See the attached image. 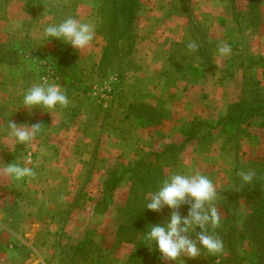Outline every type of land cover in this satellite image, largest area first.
<instances>
[{"label":"rangeland","instance_id":"obj_1","mask_svg":"<svg viewBox=\"0 0 264 264\" xmlns=\"http://www.w3.org/2000/svg\"><path fill=\"white\" fill-rule=\"evenodd\" d=\"M36 1L35 7L29 12L32 17L41 16L40 20H47L43 18L47 14V18H50L54 4L62 2ZM160 1L176 3L186 15L199 14L198 11H201L192 3L197 0H94L95 5L91 10L96 14L95 32L98 43L103 46V54L99 62L93 65V62L77 55L71 45L54 38L42 39L44 24L37 25L33 18L22 25L18 18L8 24L7 9L10 15L14 9L9 8V0H0V113L17 124L19 122L15 118H19V114L28 117L23 111L20 112V108L13 109L14 104L6 102L4 98H20L25 88L44 76L60 84L68 91V95H74L77 106L96 107L100 116L110 110L111 103L120 96L121 90L123 98H130V87L136 84L134 69L138 66L139 52L148 48L149 38L153 39L151 44L157 41L150 36L153 28L149 20L151 15L148 14L153 11L152 5L156 6ZM231 1L241 6L236 8L237 14H241L243 20V6L248 0ZM249 1L251 5L260 2ZM224 3V0H220L218 4L211 3L206 9L222 15L227 13V8L223 9L226 6ZM262 3L264 4V0ZM66 6L69 7L67 4ZM115 6L118 7L116 14L112 12ZM133 6L134 13H130ZM259 9L260 12L263 11L261 21L264 23V9ZM202 11L203 15L207 12L204 9ZM15 12L16 16H23L21 8L15 9ZM51 16L55 20L52 22H56L54 15ZM131 17L130 25L123 30L106 32L107 21L114 19L122 24ZM206 28L205 20L203 23L186 26L177 35H173L175 41L171 51L174 69L183 70L185 62L193 60L194 51L189 50V43H195L204 54H208L207 62L211 63V46L204 39ZM104 32L106 35H103ZM245 32L251 35L250 28ZM261 34L263 37L264 30ZM245 37L243 44L238 47L242 60L251 53L264 54L263 38L252 40L248 35ZM112 40L114 48L109 47ZM106 47L109 49L107 62L102 63ZM239 61L240 59L236 63ZM251 72L247 71L245 75L238 100L228 108L229 118L235 119L254 102L255 106H264V87H260L255 79L259 73ZM175 74L181 73L175 71ZM224 74L225 79L230 78L227 75L229 71ZM21 82L24 84L22 88ZM201 97L199 94L198 98ZM76 111V107H68L63 109L61 116L58 111L51 112L52 120L42 123L47 128L42 137L38 138L37 151L33 152L37 175L26 185L30 205L26 204L23 212H18L21 218L16 217L14 223L7 222L18 227H21V223L29 226L35 224L42 228L46 226V237L40 231L34 238L36 243L42 239L49 241L48 249H38L41 250V256H44L45 264H120L125 252L129 254L128 264H176L174 261L161 260L155 249L150 250L147 245L140 243V238L149 225L164 223L174 210L165 206L158 212L152 211L144 207L142 201L146 193L154 190L164 177L185 161L188 166L200 170L213 182L217 193L214 206L219 216V224L215 229L209 226V230L224 244L222 255L202 253L194 259L183 258L186 264H264V223L258 220V211L254 204L256 198L252 193H249L248 198L242 193L237 194L236 187L242 191L245 188L240 185L235 187L238 176L236 174L239 171L246 172L253 169L252 165L264 163L262 115H256L248 121L236 120V127L230 131L225 129L228 117L215 118L212 122L228 136V142L221 137H209L207 130L204 131L207 136L199 138L197 135L203 122L199 116H195L184 126L171 117L172 126L166 130V135L154 130L141 132L138 136L137 131H133L129 125L122 141L108 135L107 140L101 144L100 135L103 131L99 127L96 130L89 121L81 120L82 114L77 116ZM139 113L147 116L149 112L139 108L137 114ZM39 114L38 111V116ZM32 115H36L35 108L32 109ZM58 115L60 118H57ZM150 115L151 120L156 119L155 113ZM113 116L118 118V114ZM64 120L70 122L65 121L63 125L59 123ZM126 126L124 125L125 128ZM70 127L73 133L65 134L71 130ZM105 129L106 132L113 130L109 127ZM55 133L62 135L54 136ZM154 135L156 139L149 141L148 138H153ZM84 140L87 141L83 142ZM93 140H98L96 145V141L91 143ZM5 143L9 147L12 144L7 139ZM212 144L219 148L223 146L226 154L222 155L215 149L212 152ZM29 150L24 145H17L14 154L9 153V159L14 161ZM59 161L66 166L61 169L54 167L57 170L50 167L51 163L58 166ZM3 206V212H0L1 223L6 221L8 215L5 213H9L4 212ZM175 211L186 217L189 205H181ZM2 224L5 225L6 222ZM201 231L197 227L196 232ZM5 248L7 231L0 229V251L7 255ZM31 251L37 257V253L31 249L11 250L15 255L8 254V263L18 264L20 255L22 258L31 257ZM1 258L3 257H0V264H7Z\"/></svg>","mask_w":264,"mask_h":264},{"label":"crops","instance_id":"obj_2","mask_svg":"<svg viewBox=\"0 0 264 264\" xmlns=\"http://www.w3.org/2000/svg\"><path fill=\"white\" fill-rule=\"evenodd\" d=\"M61 1L62 2L54 4L50 13V18H47L49 16L47 14L43 17L47 20H40L41 16L35 18L32 17L29 12V10L35 7L37 3L36 0H9V8L14 10L10 15L8 12L9 9H7L8 24L17 18L20 20V25L28 20L31 21L32 18L37 21V25L47 24L54 20L51 16L53 14L57 21L66 16L73 15L83 22H89L96 26V14L91 10L93 5H95L94 0ZM219 1L220 0H197L192 2L195 7L198 6L201 9L200 12L198 11L199 14L196 13L195 15H186L182 9H179L177 4L172 1H160L156 6L152 5L153 11H150L148 14L151 15L149 20L153 28L151 29L150 36L157 39L158 42L156 41L151 44L153 39L149 38L148 48L139 52L140 58L138 66L134 69L136 70L134 72L136 84L130 87V98H123L121 96L123 93L121 90L120 96L118 95V98L111 103L112 107L110 110L102 116L97 114L98 109L96 107H91L89 105L86 107L77 106V102L75 101L76 97L74 95H68L71 101L69 107L77 108V116L82 114V116H80L81 120L89 121L96 130L99 127L98 129L103 131L100 135L101 144L103 141L107 140L108 135L122 141L123 139L121 138L124 137V134H127L125 131H127L129 125L132 126L133 131H137L136 133L138 136L141 135V132L154 130L164 133L162 135H166V130L172 126V118H174V121L178 120V122H181V126H184L195 116H199L203 122L201 131H199L197 135L199 138L207 136V134L204 133V131L207 130L209 137H221L228 142V136L223 133L220 128H217L215 126L216 123L212 121L215 118L218 119L220 117L229 116L228 108L231 104L235 103L239 95H241L239 90H241L247 71L251 72L252 70L254 73H259L258 76H255V79L258 81L260 87H264V66H257L254 62H251L249 67L248 63L249 58H252L253 61H256L259 57L264 60V54L251 53L246 59L242 60V56L238 51V47L243 44L242 41H245L246 35L252 40L258 37L264 39V36L262 37L261 34L264 30V23L261 21L263 11L261 10L260 12L259 9V7L264 9V4L262 3L263 0H260V2L251 5L248 0V3L246 2L243 6L244 18L241 20V14H237L238 8H236L241 6L234 4L231 0H229L230 2L224 0V6L225 4L226 6L223 9L227 8V13L225 12L222 15L217 13L214 14L212 10L206 9L211 3L216 2V4H218ZM66 4L69 7H67ZM20 8L23 16H16L15 9L20 10ZM202 9L207 11L205 15H203ZM203 17H207L205 19L207 22V32L205 33L204 39L211 46V63L207 62L208 58H205L202 52L198 51L196 47V50L192 53V57L195 58V61L200 60L204 64L202 67L204 75L182 74V70L173 68L174 64L171 51L172 43L175 41L173 35H177V33L184 30L186 26L203 23V21H205L202 19ZM247 28H250L251 35H249L248 32L244 33L245 30L247 31ZM95 36V41L87 49L78 50L72 47L77 55L82 59L93 62V65L95 62H99L103 54V46H101V43H98L96 32ZM222 44H226L231 48V54L227 57H221L217 52L218 47ZM234 47H237V49H234ZM238 59H240L239 65L236 63ZM175 71L181 74L174 75ZM225 71H229V79H225ZM250 74H252V72ZM22 85L24 84L21 82V88ZM199 94H201V98H198ZM20 99L21 97L15 99L13 97H8L7 100L4 98V100L10 102V104H15V102H19ZM139 108L146 109L150 114L155 113L156 119L151 120V115L149 113H147V116L141 113L137 114ZM42 110L43 109L35 108L36 115H32V109L29 110L21 107L20 112L23 111L28 117H25L24 114L21 113L19 114V118L17 117L18 115H15V117H17L15 120L17 119L19 124L27 123L29 125L52 120L51 111L45 112ZM38 111L40 113L39 116ZM57 111L60 116L63 115V110ZM114 114H118V118H114ZM54 115L56 117L55 113ZM59 115L57 118H60ZM78 118L76 121H78ZM8 121L9 119H7L6 116L3 117L0 113V168H2L4 164L12 162V159H9L8 155L9 153L14 154L15 152L5 143L6 139L12 142L7 135ZM65 121L66 120L59 123L63 125ZM66 122L68 123L70 121L67 120ZM124 125H127L126 128ZM108 127L113 130L106 132L107 129L105 128ZM72 133V128L65 132V134ZM56 135L62 134L55 133L54 136ZM152 137L153 138H148L149 141L150 139H156L155 135ZM86 141L87 140H84L83 142ZM94 141H96V145L98 140H93L91 143ZM211 141L213 142V140ZM206 142H208V139ZM35 144L38 145V139L35 141ZM113 146L115 147L116 145ZM210 146L212 152H214V149L222 155L227 152L224 151L223 146H220V148L214 144ZM19 148H22V146ZM45 165L47 164H44V166ZM64 166H66V164L61 161H59L58 166L53 163L50 165V167H57V169H61ZM67 166H69V164H67ZM28 183L29 182L21 184L23 188H20L21 185H15L9 177L0 172V212H3L2 205H4V212H9L5 213L8 215L6 221H3L4 224L5 222L6 224L3 225V222L1 223L0 221V229H2V231H7V248H5L7 250V255L4 251H0V257H3L7 264H9L7 260L9 257L8 254L10 253L12 256L15 255L11 252V250L14 249H31L37 253L36 257L31 251V257L23 258L19 253L20 262L18 264H45L44 256H41V250L38 251V249H48L49 241H44V239H42L39 243H36L34 242V238L35 236L37 237L40 231H43L45 236L48 232L46 226L42 228L35 224L29 226L21 223V227H18L7 223L9 221L14 223L16 217L21 218L18 212H23V208L26 207V204L27 206L30 205V199H28L27 196L28 188L26 186L29 185ZM17 221L19 220L17 219ZM53 232L52 234L54 235Z\"/></svg>","mask_w":264,"mask_h":264},{"label":"clouds","instance_id":"obj_3","mask_svg":"<svg viewBox=\"0 0 264 264\" xmlns=\"http://www.w3.org/2000/svg\"><path fill=\"white\" fill-rule=\"evenodd\" d=\"M19 25H17L18 27ZM41 38L44 40L57 39L71 45L78 50L89 48L96 39L95 25L83 22L76 16L69 15L56 22L42 25ZM195 43H189L191 51L196 50ZM221 57L231 54V48L222 44L217 49ZM71 101L65 89L48 77H39L35 83L22 91L21 99L14 104L13 109L40 108L45 112H55L67 109ZM47 125L36 123L17 124L8 121L7 135L12 141L11 150L17 145H24L26 149L21 157L18 156L11 163L0 168L3 175L10 178L15 185L27 183L36 178L33 152L37 151L35 141L41 138ZM43 155V151L41 150ZM237 175L242 184L251 183L255 177L253 170L239 171ZM217 193L212 180L200 170L187 165V161L164 177L158 186L145 194L142 204L149 210L160 211L167 206L174 211L170 218L159 225H149L142 234L140 243L149 249H155L161 260L174 261L176 264H186L187 259H194L202 253L213 256L222 255L224 252L223 241L213 231L219 224V216L214 206ZM188 204L189 211L182 217L176 209ZM199 227L202 231L197 233ZM193 236L195 238H193ZM129 254L125 252L120 264H128Z\"/></svg>","mask_w":264,"mask_h":264},{"label":"trees","instance_id":"obj_4","mask_svg":"<svg viewBox=\"0 0 264 264\" xmlns=\"http://www.w3.org/2000/svg\"><path fill=\"white\" fill-rule=\"evenodd\" d=\"M134 9L135 8L133 6L130 13H134ZM117 10H118L117 6L112 8V12L115 14H116ZM127 17H128V15H127ZM132 18L133 17H131V19H129V21H128V19H126L122 24L120 22H118L117 20H114V19H112L111 22L107 21L105 23V29L107 30L106 32H110V31L118 32L120 29L123 30L125 28V26H128V24L130 23V20H132ZM106 32H104L103 35L104 34L106 35ZM114 45H115L114 40H112V42H109V47L114 48ZM108 51H109V49H108V47H106L102 63L107 62ZM198 51H201L202 54L205 56V58L207 57L208 54L207 55L204 54L202 49L198 48ZM192 59H193L192 61L185 62L182 72L184 74H195V75L203 74L202 67L204 66V64L200 60L194 61L195 60L194 57H192ZM251 62H254L255 65H257V66H259V65L264 66V60L262 58L260 59V57L256 61L255 60L253 61L252 58H249V60H248L249 67H250ZM227 75H230V74H227ZM256 115H259V116L262 115V119L264 120V106H255V102H254L253 105L246 108L245 111H241L235 119L233 117H230L228 120H226L225 122H227V125H226L227 127L225 129L230 131V129H233L234 127H236L235 126L236 120L243 119L244 121H248L249 119L255 117ZM252 166H253L252 170L255 173V177H254L253 181L251 183H248V184H242L239 176H237L236 181H235V183H236L235 187L237 185H240V187L245 188L242 191L241 188L236 187L237 194L242 193L247 198L249 197V195L251 193L253 194V196L256 198V202L254 204L257 207L256 210L258 211V216H259L258 220L260 223H264V183H263L264 163L259 164L258 166H254V165H252ZM214 258L215 257H212V259H214Z\"/></svg>","mask_w":264,"mask_h":264}]
</instances>
